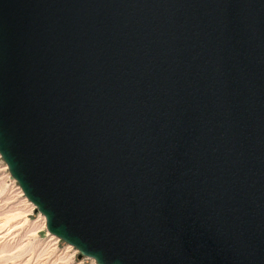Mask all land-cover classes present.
Masks as SVG:
<instances>
[{
	"label": "water",
	"instance_id": "water-1",
	"mask_svg": "<svg viewBox=\"0 0 264 264\" xmlns=\"http://www.w3.org/2000/svg\"><path fill=\"white\" fill-rule=\"evenodd\" d=\"M0 158L97 264H264V0H0Z\"/></svg>",
	"mask_w": 264,
	"mask_h": 264
},
{
	"label": "rangeland",
	"instance_id": "rangeland-1",
	"mask_svg": "<svg viewBox=\"0 0 264 264\" xmlns=\"http://www.w3.org/2000/svg\"><path fill=\"white\" fill-rule=\"evenodd\" d=\"M16 186L0 158V264H87L71 257L64 242L52 245L38 212Z\"/></svg>",
	"mask_w": 264,
	"mask_h": 264
},
{
	"label": "built area",
	"instance_id": "built-area-1",
	"mask_svg": "<svg viewBox=\"0 0 264 264\" xmlns=\"http://www.w3.org/2000/svg\"><path fill=\"white\" fill-rule=\"evenodd\" d=\"M9 174V173H8ZM10 176V175H9ZM11 177V176H10ZM12 178V177H11ZM12 183L14 184V183H16V181L12 178ZM16 188H17V191L19 192V194L20 195H22L23 197H24V199L29 203V201L26 199V197L23 195V193H22V191H21V189L19 188V186H18V184L16 183ZM29 205L31 206V209H34L35 211H37L36 209H35V207H34V205H31L30 203H29ZM38 212V211H37ZM38 215L41 217V222H42V226L43 227H45V225H43V222L45 221L44 219H43V216H41V214L38 212ZM46 229V228H45ZM45 235H46V237H47V239L48 240H50L51 242H52V245H56L59 241H62V240H60L58 237H56V236H54V235H50L48 232H47V230H46V233H45ZM63 242V241H62ZM65 243V242H64ZM65 246H66V248H68V249H73L72 250V253L70 254L71 255V257H74L75 255L77 256V258H80L81 260H85L86 262H87V264H97L96 262H95V260L93 259V258H90V257H87V256H84V255H81V256H79L78 257V251L73 247V246H71V245H68L67 243H65Z\"/></svg>",
	"mask_w": 264,
	"mask_h": 264
},
{
	"label": "bare ground",
	"instance_id": "bare-ground-1",
	"mask_svg": "<svg viewBox=\"0 0 264 264\" xmlns=\"http://www.w3.org/2000/svg\"><path fill=\"white\" fill-rule=\"evenodd\" d=\"M42 216V215H41ZM43 219H44V217H43ZM45 222V221H44ZM44 222H43V225H44ZM49 233V232H48ZM53 235V234H52ZM68 244V243H67ZM70 245V244H69Z\"/></svg>",
	"mask_w": 264,
	"mask_h": 264
}]
</instances>
